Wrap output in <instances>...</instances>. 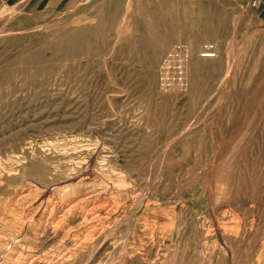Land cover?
I'll return each mask as SVG.
<instances>
[{
	"label": "rangeland",
	"instance_id": "rangeland-1",
	"mask_svg": "<svg viewBox=\"0 0 264 264\" xmlns=\"http://www.w3.org/2000/svg\"><path fill=\"white\" fill-rule=\"evenodd\" d=\"M261 1L0 12V264L36 253L53 264L67 242L82 247L75 264H167L177 250L178 264H264ZM199 86L207 97L196 99ZM69 178L83 192L72 195ZM63 197L88 220L71 237L55 210Z\"/></svg>",
	"mask_w": 264,
	"mask_h": 264
},
{
	"label": "bare ground",
	"instance_id": "bare-ground-1",
	"mask_svg": "<svg viewBox=\"0 0 264 264\" xmlns=\"http://www.w3.org/2000/svg\"><path fill=\"white\" fill-rule=\"evenodd\" d=\"M256 3V2H255ZM254 4V3H253ZM253 4H252V6H253ZM256 5H257V3H256ZM254 7V6H253ZM257 7V10H259L260 9V7L259 6H255V8ZM201 48V47H200ZM203 49H205V50H215L216 48L215 47H212V46H207V47H203ZM201 57H203V58H205L206 56H201ZM197 57H193V61H195L196 62V64L197 65H199V66H201L203 69H205V70H208V65H211V64H216V62H215V60L213 61V60H211V59H202V61H200V60H198V59H196ZM234 63H235V61H234ZM233 63V64H234ZM232 73H233V71H232V69L230 70H227V72H226V78H225V83H226V80L227 79H230V77H231V75H232ZM165 81H167L166 79H165ZM220 84V83H219ZM201 89V90H200ZM225 89V88H224ZM197 90L199 91V95L197 96V98L196 99H200V98H203V97H205L206 96V92H207V88H202L201 86H199L198 88H197ZM210 90V89H209ZM210 93V92H209ZM222 93H223V91H222ZM211 94V93H210ZM223 95H225V93L223 94ZM207 97V96H206ZM253 97V96H252ZM222 99V98H221ZM216 100V99H215ZM223 100V99H222ZM222 103V105H223V102H221ZM250 105V104H249ZM220 106H221V104H220ZM235 107H237V108H235ZM203 109V108H202ZM230 110H231V112H232V114H236V113H238V112H240L241 111V109H240V106L238 105V106H233V105H231L230 106V108H229ZM242 113V112H241ZM202 114V113H201ZM197 120V119H196ZM214 122V121H213ZM247 126V125H246ZM213 127V126H212ZM190 128V127H189ZM171 143V142H170ZM99 144V143H98ZM84 146V145H83ZM89 146V145H88ZM98 146V145H97ZM219 146V145H218ZM170 147V146H169ZM89 148V147H88ZM91 148V147H90ZM98 148V147H97ZM100 148V147H99ZM77 150H79V149H77ZM98 150V149H97ZM74 152V151H73ZM79 152H81V151H79ZM82 153V152H81ZM97 153V152H96ZM75 154H77V153H74V155ZM80 157V156H79ZM74 158V157H73ZM76 158V157H75ZM76 159H78V158H76ZM80 159V158H79ZM89 159V158H88ZM80 161V160H79ZM93 163V162H92ZM86 164H87V167H89L90 166V164H88L87 162H86ZM81 165H83V163H81ZM80 165V166H81ZM82 167V166H81ZM86 167V166H85ZM39 168H40V170L39 171H37V176L40 178V179H43L44 181H47L48 180V176L50 175V173H46L45 171H44V169H42L40 166H39ZM77 172V171H76ZM121 172V171H120ZM96 173V172H95ZM90 175H91V173H89ZM86 175H87V173H86ZM90 175H88V177L90 176ZM93 176V175H92ZM91 176V177H92ZM82 177V176H81ZM160 177V176H159ZM52 178V177H51ZM79 178V177H78ZM82 179H83V177H82ZM86 179V178H85ZM88 179V178H87ZM75 180V179H74ZM76 182V181H75ZM75 182H73L70 178H69V181H67V182H65L64 184H67V187H69V188H71V190H72V195H76V194H78V193H80V192H83V190L82 189H80L79 188V190H77L78 189V187H80V182H82V181H79V182H77V183H75ZM82 185V184H81ZM222 185V184H221ZM233 182L232 183H225V184H223L222 185V187H221V190L223 191V193L225 194V196L227 195H230L232 192H233ZM58 186V185H57ZM52 190V189H51ZM221 190H220V192H221ZM68 190H64L63 191V193H65V192H67ZM149 191V190H148ZM99 192V191H98ZM94 193V192H93ZM25 194V193H24ZM23 193L20 195V197H24L25 198V195H24ZM221 193H219V195H220ZM90 194L89 193H85L84 195H82V196H80V198L81 197H87V196H89ZM221 196V195H220ZM224 196V197H225ZM19 197V196H18ZM69 199H71V198H69ZM77 199L78 198H76V199H74V200H65V198L63 197L61 200H60V202L58 203V204H56V206H55V210H57V212L59 211V213L61 214L60 215V217H61V223L62 224H64V226H65V228H66V231H65V236L66 237H68V236H70V234H71V232H73V229H72V226L73 225H75V224H77L78 222H82V221H86L87 220V217L86 216H84L83 214H81V213H78L77 212V205L81 202V201H78L77 202ZM106 201V200H105ZM83 203V202H82ZM106 209V208H105ZM114 210V209H113ZM100 213V212H99ZM101 214H102V212H101ZM101 214H98V215H101ZM37 215V214H36ZM35 215V216H36ZM85 215H86V213H85ZM34 216V217H35ZM111 217H112V215H110ZM113 216H115V215H113ZM91 217V216H90ZM96 217H98L99 218V216H96ZM116 217V216H115ZM117 217H119V216H117ZM122 218V217H121ZM88 219H90V218H88ZM92 219V218H91ZM110 219V218H109ZM113 219V218H112ZM116 219H118V218H116ZM120 219V218H119ZM123 219V218H122ZM108 220V219H107ZM154 220V219H153ZM88 221V220H87ZM102 221V220H101ZM108 221H110V220H108ZM118 221V220H117ZM116 221V222H117ZM114 222V221H113ZM56 223V222H55ZM101 223V222H100ZM112 223V222H111ZM78 225V224H77ZM118 227V226H117ZM229 228V227H228ZM111 229V228H110ZM42 231V230H41ZM47 231V230H46ZM115 231V230H114ZM118 232H120V231H118ZM173 232V231H172ZM41 233V232H40ZM91 233V232H90ZM89 233V234H90ZM95 233H97L96 232V230H95ZM175 233V232H174ZM42 234V233H41ZM88 234V233H87ZM111 234V233H110ZM167 234V233H166ZM91 235V234H90ZM160 235V234H159ZM165 235V234H164ZM38 236V235H37ZM42 236V235H41ZM47 236V235H46ZM86 236V235H85ZM166 236V235H165ZM71 237V236H70ZM93 237V236H92ZM95 237V239H96V236H94ZM100 237V236H99ZM98 237V238H99ZM112 237V236H111ZM137 237V236H136ZM41 238V237H40ZM39 238V236L36 238V241L38 240L39 242L38 243H42L44 240L43 239H40ZM58 238V237H57ZM85 238H87V237H85ZM108 238H110V237H108ZM160 238V237H159ZM68 240H69V238H67ZM105 239V238H104ZM117 239V238H116ZM115 239V240H116ZM119 239V238H118ZM130 239V238H129ZM140 239V238H139ZM138 239V240H139ZM166 239H167V237H166ZM43 240V241H42ZM86 241V243H87V239H85ZM100 240V239H99ZM136 240H137V238H136ZM152 240V239H151ZM83 240H81L80 242H82ZM106 241V240H105ZM156 239H154L153 238V240H152V243L150 242V243H145L142 247L143 248H148V247H150L151 245H155L156 244ZM165 241V240H164ZM74 242V241H73ZM79 242V241H78ZM84 242V243H85ZM123 242V241H122ZM130 242H132V241H130ZM67 243H69V242H67ZM66 243V245H65V248H64V250L63 251H61V252H59L56 256H55V258H54V262L56 263V264H75V262H74V260H75V256H76V254L77 253H79L80 252V250H81V246L79 247L78 246V244H80V243H78L77 244V242H74V244L72 243H70V244H67ZM86 243L84 244L85 246H86ZM119 244V243H118ZM127 244V243H126ZM129 244V243H128ZM127 244V245H128ZM83 245V244H82ZM83 245V246H84ZM127 245H126V247H127ZM140 245V244H139ZM102 246V245H101ZM100 246V247H101ZM94 247V246H93ZM92 247V249H94ZM117 247V246H116ZM133 247V246H132ZM124 248V247H123ZM127 249V248H126ZM146 249L145 250H141L140 251V253H143L144 251H145V253H146ZM97 250V249H96ZM122 250V249H121ZM123 251V250H122ZM179 250H177L176 252H174V253H171V254H167L166 256H164L163 257V262L164 263H166L167 262V264H178L177 262H175L177 259H178V254H179V252H178ZM113 252V251H112ZM116 252V251H115ZM110 253V252H109ZM124 252H122V254H123ZM128 253V252H127ZM99 254V253H98ZM107 254V253H106ZM105 254V255H106ZM97 255V254H96ZM104 255V256H105ZM132 255V254H131ZM101 256V255H100ZM118 256H120V255H118ZM128 256V255H127ZM20 257V256H19ZM113 257V256H112ZM112 257H110V258H112ZM115 257H117V256H115ZM183 257V256H182ZM100 258V257H99ZM123 258V257H122ZM130 258V257H129ZM135 258V257H134ZM133 258V259H134ZM52 259V258H51ZM109 259V258H108ZM114 259V258H113ZM120 259V258H119ZM184 259V258H183ZM101 260V259H100ZM123 260V259H122ZM126 260V259H125ZM146 260H148V262L146 263H144V264H151V262L149 261V258H147ZM145 260V261H146ZM37 253L36 254H34V255H32L31 257H20V258H17V259H15V264H37ZM49 261H51V260H49ZM107 261V260H106ZM127 261V260H126ZM53 262V264H55ZM90 262V261H89ZM118 262V261H117ZM123 262L124 261H122L120 264H123ZM232 262V261H231ZM111 264L112 263H114L113 261L112 262H110ZM86 264V263H85ZM118 264V263H117Z\"/></svg>",
	"mask_w": 264,
	"mask_h": 264
},
{
	"label": "crops",
	"instance_id": "crops-1",
	"mask_svg": "<svg viewBox=\"0 0 264 264\" xmlns=\"http://www.w3.org/2000/svg\"><path fill=\"white\" fill-rule=\"evenodd\" d=\"M68 0H0V12H3L8 9H22L29 10L31 7L28 5L37 4V5H45L46 3L49 5L55 4V2H67ZM260 8L263 7V1L260 0Z\"/></svg>",
	"mask_w": 264,
	"mask_h": 264
}]
</instances>
